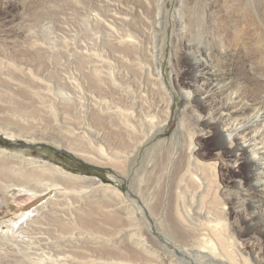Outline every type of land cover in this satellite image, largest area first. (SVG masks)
Listing matches in <instances>:
<instances>
[{"label": "bare ground", "instance_id": "obj_1", "mask_svg": "<svg viewBox=\"0 0 264 264\" xmlns=\"http://www.w3.org/2000/svg\"><path fill=\"white\" fill-rule=\"evenodd\" d=\"M60 1L37 20L42 24L61 10L67 24L76 19L98 33L94 45L71 48L66 40L65 48L57 51L38 45L31 41V24H15L21 14L12 12L20 3L0 0V131L30 143L50 142L95 164L118 169L122 179L131 176L139 193L136 199L142 203L137 209L143 218L148 213L161 231L160 240L175 255V264H264V63L254 62H264V0H175L171 12V0H113L109 5L103 0ZM169 39L168 58L164 55ZM165 57L183 110L178 148L172 146L167 152L170 175L155 188L151 170L161 159L143 148L173 116L176 96L166 85L170 78ZM71 67L74 74L63 78L61 70L69 72ZM38 78L54 81L47 86L55 92L53 98L45 97V86ZM48 107L60 117L63 113L73 117L68 121L64 115L63 125L65 132L79 133L77 138L65 135L64 143L54 129L33 130L34 126L9 115L50 123L42 114ZM39 131L41 137L36 136ZM205 135L214 141L212 156L199 147L198 137ZM150 157L154 164L148 169ZM24 164L0 155V179L25 186L34 195L57 186L82 191V179L95 184L85 186L92 194L110 187L52 164L41 163L33 170ZM225 167L233 169L227 181ZM101 197L73 208L67 218L59 213L64 202L50 199L10 219L0 244L26 238L22 248L31 257V246L50 237L71 241L65 237L79 236L80 244L85 236L92 242L88 249L103 264H153L129 244L128 236L138 234L130 233L131 226L146 220L110 210ZM3 202L0 199V206ZM56 245L62 249L50 252L53 247L45 245L49 252L36 256L33 264H56L50 256L60 251L85 260L90 256L60 242L52 246ZM4 258L0 252V263H6Z\"/></svg>", "mask_w": 264, "mask_h": 264}, {"label": "rangeland", "instance_id": "obj_2", "mask_svg": "<svg viewBox=\"0 0 264 264\" xmlns=\"http://www.w3.org/2000/svg\"><path fill=\"white\" fill-rule=\"evenodd\" d=\"M15 1L20 3V8L14 9L12 14H14L15 16H18L21 14L20 18H18V20L15 21V24L22 23V22L24 24H29V25L31 24L32 25L31 41L36 42L38 45H44L45 47L47 46L49 50L51 51H57V50H60L61 48H65L66 40H69L70 42L69 44L71 48L73 47L79 48L85 45L86 46L90 45L91 47L92 45H94V43H96L95 38L98 35L97 32H94V30L91 32L90 29L87 28L84 23L79 22L76 19H72V21H70V23L67 24L64 19V14L61 10H59L58 13L54 17H52L53 19L51 18L52 20L48 19L46 20L47 22L44 21L42 22V24L40 23L39 20H37L39 17V14L43 13L48 8H53L54 5H58L59 3H61L60 0H22V1L15 0ZM103 2H106L105 4H108V5L111 3L112 4L114 3L113 0H103ZM174 5H175V0H171L169 2L170 12L172 8L174 7ZM12 25L13 24H10L9 26H5L3 29H7L6 27H11ZM24 35L22 34L20 38L23 39ZM170 43L171 41L169 39L168 44L166 46L167 50L165 49L166 52L164 55V56H167L168 58H169L170 51H171ZM168 58L165 57V60L163 61V63H164V66L166 67L165 71L167 73V76L168 78H170V79H167L166 85L171 90V92H173V94L176 96V101L173 106V114H172L173 116L171 117L170 122L165 126L164 130L159 132L153 138H151L150 141L147 142L143 148V151L146 148H148L150 151L153 152V155H155V158L157 156L158 159L159 158L161 159L160 160L161 164L158 163L159 166L157 165L151 170L152 178L153 180H156V183L154 185L155 188L158 187L159 183L164 182L163 178L166 177L167 174L170 175V173L168 172L169 160H167L168 158L167 152H169V148L172 146L173 148L174 147H176V149L178 148V143H179L178 139L180 138V136L177 130L180 126L181 112L183 110L182 100L180 96L178 95V92L173 88V84L171 82L172 68L170 64H168ZM63 61L64 59L62 61L59 60L58 64L62 63ZM254 62L255 64L264 63L261 61L259 62V60H255ZM59 67L64 69L62 65H60ZM72 70L74 72V68L72 67H71V71L69 72L66 70H61L62 77L64 78L66 76L73 75L74 73L72 72ZM37 80H41L42 84L45 86V88H43V93L45 92L44 93L45 97L53 98L55 96V92L47 89V86L50 85V83L52 84V82L54 81H50L46 78H41V79L38 78ZM42 114L44 117L46 116L51 119L50 123L44 118H39V117L33 119L30 117H26L25 115L12 114V113L9 115L18 121L21 120L22 124H25L27 126H31V125L34 126L33 130L42 129V131L47 132V131H51V129L52 130L54 129L57 133L59 132L58 135H60V136H56L57 139L62 140V138H64V141H63L64 143H65V139L67 140V137H72V138L78 137L79 133L73 135L71 132H65V129H64L65 125H63L64 124L63 119H65L64 115L68 117V118L66 117V120L68 121H72V118H73L70 115L68 116L67 113L65 114L63 113V115L60 117V115L58 116L54 111H51V109L48 107L47 109H44V111H42ZM66 126H70V125H66ZM42 131L37 132L36 136L41 137ZM65 135H67V137ZM198 138H199L198 140H199V147L201 148V152L207 156H212L215 152L214 141L206 135L199 136ZM0 155L1 157H3V159L4 157H6L10 160H14V162L23 161V163H25L24 165L27 168H29L28 170H33L34 168L37 167V165L41 163L52 164L60 168L61 170L67 171L75 175L95 178L96 180L103 182L104 186L111 187V188L108 187V189L101 188V190L92 194L93 191H91L90 188L95 186V184H90L89 181L82 179L80 180L81 183L83 184V188H81L82 191L76 190L74 188H68L66 186H57V187H51L44 192H40L37 195H34L33 191H27L25 186H20V185L11 186L10 184L12 182L7 183L1 178L0 184L2 183L3 186L0 187V199H2L4 202L0 206V234L3 231L8 230V222L10 219H18V215H20L21 213L30 212L34 209L42 207L43 205H46L50 199H54V198H58L59 200H62L64 202V204L60 205L61 210L59 211V213H61V215L63 216H66V218L69 216V213L73 208L75 209L77 207L78 208L82 207L83 204L84 205L89 204V203L92 204L100 196L103 197V198L101 197V199L107 200V203L110 205V208H109L110 210H113V211L116 210L120 212L123 216L132 218V219L136 217L137 218L142 217L140 211L137 209L138 206H140V204L142 205V203H141V200H137L138 198L136 199V196H138L139 193L135 191L136 189L132 185L131 176L129 178L122 179L121 177L122 172L119 171L118 169H115L114 167L95 164L93 162L86 160L83 157L75 155L73 152H70L69 150L63 147L57 148L54 144L47 142V141L30 143L28 139L25 137H21V136L13 137L11 135L4 133L3 131H0ZM141 158H143V154L139 157V160H138L139 162L136 164L135 169H137L140 166V162L142 160ZM150 158H147L148 169H151L154 164L153 158L151 159ZM222 172H223L224 180L227 181L232 176L233 169L229 167H225L222 169ZM169 181H170V178L167 182ZM35 183L36 182H33L31 185L35 186L34 185ZM85 186H90V188H85ZM29 187L31 186L29 185ZM116 188L120 189L122 193L118 194V192L116 191ZM85 192L88 194H91L90 198L86 199L85 196H87L88 194H85ZM81 194L83 195V197ZM125 210H128V211H125ZM128 212L130 214L131 213L135 214V216L134 215L131 216L130 214H128ZM146 212H148L147 209H146ZM148 217H149L148 213H147V216H144V218L142 217L143 222L144 220H146V223L144 222L141 225H138V226L136 225L139 229L134 225L131 226L132 230L130 231V233L133 234L136 232L138 234L136 235V237L134 236V238L133 236H130V235L128 236L130 237L129 244L131 246L133 245L132 247L136 246V248H139L138 250L145 257L152 259V261L154 262L153 264H160L159 261L161 259L171 262L172 264H175V255L171 256L172 254L170 252H167L163 247L164 246L163 244H165V242L160 240V237L163 236V234L161 233L160 230H158L154 226V223L150 219V217L149 218ZM150 224H152V226H150ZM57 227H58L57 225H52L51 228L53 229ZM139 231H140V234H139ZM148 232L151 233L154 239L150 237V234ZM49 236L45 235V237L47 238ZM65 238H71V241L67 239H62L60 241H57L53 237H50V239H47L41 242L40 244L35 243L33 245V248L31 246V249H29V252L31 253V257L26 256L24 249H23L27 245V243L24 242L26 238L20 239L15 242L9 241L8 239H6L4 240V244H0V252L6 256V258H4V260H6V263H0V264H33L34 262L33 260L36 256L43 253V251L49 252V248H47L46 246L53 247L52 249H50V252L54 251V249L55 250L62 249L61 246H57V245L52 246L53 244L55 245L58 242H60V244L69 245V246H64V248H68V249L73 248V250H77V251L84 252V253L86 252L85 254L90 255V256L87 257V259L85 260V258L80 259V258H77L76 255L74 257L68 252L63 253L60 251L58 256H53V257L50 256L51 262L52 260H54L56 261V264H67V263L72 264V262L76 260L80 264H103V262L98 261L95 258V256L92 255L93 252L88 249L92 245L90 238L88 239L87 237L82 236L81 237L82 243L80 244H79V241H80L79 236H70V237H65ZM83 240H85V242H83ZM16 243H19V245H17ZM139 243L142 244V246ZM22 246L24 247L22 248ZM104 251L107 252L106 250ZM142 264H144V262H142Z\"/></svg>", "mask_w": 264, "mask_h": 264}]
</instances>
